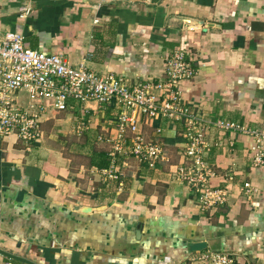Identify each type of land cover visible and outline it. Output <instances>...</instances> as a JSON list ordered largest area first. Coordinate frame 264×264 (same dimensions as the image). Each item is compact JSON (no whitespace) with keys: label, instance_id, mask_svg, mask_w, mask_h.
Instances as JSON below:
<instances>
[{"label":"crops","instance_id":"crops-1","mask_svg":"<svg viewBox=\"0 0 264 264\" xmlns=\"http://www.w3.org/2000/svg\"><path fill=\"white\" fill-rule=\"evenodd\" d=\"M7 31L130 81L161 78L166 56L185 49L194 75L182 82L184 101L209 121L264 130V0H0V38ZM69 105L48 106L33 143L0 137L2 251L22 264H198L191 258L212 249L235 264H264V163H252L249 133L212 126L206 134L208 160L234 180L224 202L202 208L168 163L150 169L111 156L98 137L116 134L114 107ZM141 128L158 134L171 162L180 159L181 122ZM110 166L117 177L104 173ZM219 180L212 184L223 188ZM196 242L205 246L194 250Z\"/></svg>","mask_w":264,"mask_h":264},{"label":"built area","instance_id":"built-area-1","mask_svg":"<svg viewBox=\"0 0 264 264\" xmlns=\"http://www.w3.org/2000/svg\"><path fill=\"white\" fill-rule=\"evenodd\" d=\"M193 75L185 49H174L166 56L161 78L130 81L113 72L97 73L83 62L74 66L62 53L29 48L22 33L7 31L0 38V137L15 135L26 145L35 142L43 136L48 106L63 111L70 106V100L111 105L116 109L113 123L117 132L114 136L98 137L99 141L109 143L111 156H121L123 164L131 158L150 169L168 163L174 176L197 195L200 206L210 207L226 200L234 180L232 172L219 174L208 160L211 145L206 134L210 128L249 133L254 138L250 146L252 163L258 166L264 163V130L223 119L209 121L197 113L184 101L182 89V82ZM18 92H24L27 99L21 100ZM151 119L181 122L185 144L177 162H171L158 134H144L142 122ZM81 129L79 124L78 131ZM112 171L110 166L104 173L117 177ZM216 178L224 183L223 188L212 184ZM242 186L251 188L249 181ZM191 260L198 264H235L231 253L212 249L196 254ZM2 264L22 263L7 257Z\"/></svg>","mask_w":264,"mask_h":264},{"label":"water","instance_id":"water-1","mask_svg":"<svg viewBox=\"0 0 264 264\" xmlns=\"http://www.w3.org/2000/svg\"><path fill=\"white\" fill-rule=\"evenodd\" d=\"M82 209H83V210H86V211L90 210L89 208H82ZM204 246H205V243H204V242H196V243H193V244L191 245V248L194 249V250H196V249H201V248L204 247ZM0 253H1L2 255H6V256H8V257H11V258H14V259H17V260H20V261L28 262V261H26V260H24V259H22V258H20V257H17L16 255H12V254H10V253H7V252H5V251H2L1 249H0Z\"/></svg>","mask_w":264,"mask_h":264},{"label":"rangeland","instance_id":"rangeland-1","mask_svg":"<svg viewBox=\"0 0 264 264\" xmlns=\"http://www.w3.org/2000/svg\"><path fill=\"white\" fill-rule=\"evenodd\" d=\"M68 140L71 141V143H72V141H75L74 137H72V136H71V137L69 136V137H68ZM69 141H68V142H69ZM73 151H74L73 153L77 152V149H76V147H74V146H73ZM178 160H179V159H178Z\"/></svg>","mask_w":264,"mask_h":264},{"label":"trees","instance_id":"trees-1","mask_svg":"<svg viewBox=\"0 0 264 264\" xmlns=\"http://www.w3.org/2000/svg\"><path fill=\"white\" fill-rule=\"evenodd\" d=\"M95 164H96L97 166H106V165H105V164H106L105 161H104V163H103V162H96Z\"/></svg>","mask_w":264,"mask_h":264}]
</instances>
